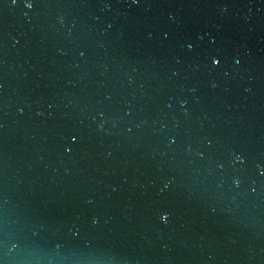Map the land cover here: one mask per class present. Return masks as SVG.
Masks as SVG:
<instances>
[{
    "label": "water",
    "instance_id": "water-1",
    "mask_svg": "<svg viewBox=\"0 0 264 264\" xmlns=\"http://www.w3.org/2000/svg\"><path fill=\"white\" fill-rule=\"evenodd\" d=\"M0 264H264V0H0Z\"/></svg>",
    "mask_w": 264,
    "mask_h": 264
}]
</instances>
